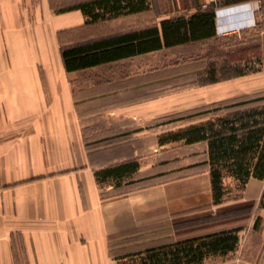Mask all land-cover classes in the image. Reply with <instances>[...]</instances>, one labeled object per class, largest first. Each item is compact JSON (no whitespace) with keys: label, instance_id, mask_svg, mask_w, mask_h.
Returning <instances> with one entry per match:
<instances>
[{"label":"crops","instance_id":"crops-1","mask_svg":"<svg viewBox=\"0 0 264 264\" xmlns=\"http://www.w3.org/2000/svg\"><path fill=\"white\" fill-rule=\"evenodd\" d=\"M84 1L0 0V264H118L120 257L178 240L172 225L180 209L178 188L142 181L147 136L159 148L169 144H160L162 131L146 125L204 108L206 117L179 130L225 113L211 115L210 106L264 96V0H218L211 6L214 35L208 39L67 71L62 47L210 7L207 0H170L169 9L153 18L150 3L147 11L88 24L80 10L64 11ZM229 38L239 45L260 42L259 71L162 91L163 73L185 65L193 73L205 71L206 61L196 56L201 47ZM183 55L189 61L175 63ZM165 57L175 62L164 65ZM131 126L138 128L130 133ZM118 134L122 139L106 147L93 144ZM190 145L204 146L208 172L206 142ZM131 160L138 169L119 185L96 179V171ZM208 186L211 198L209 173ZM263 195L264 180L251 178L242 200L257 204ZM255 218L238 225L233 252L204 264H264V209Z\"/></svg>","mask_w":264,"mask_h":264},{"label":"trees","instance_id":"trees-1","mask_svg":"<svg viewBox=\"0 0 264 264\" xmlns=\"http://www.w3.org/2000/svg\"><path fill=\"white\" fill-rule=\"evenodd\" d=\"M211 6L198 9L190 15L164 19L159 26L62 47L64 67L67 71H75L208 39L214 35L215 15ZM149 8L150 0H88L64 11L80 10L86 19L85 23L89 24L147 11ZM228 57L219 68L210 62L199 77L198 85L254 73L262 65L261 57H257L248 69L245 67L250 65V60L245 59L241 66L238 60L228 61ZM228 71L230 74L222 75ZM223 109L226 112L221 116L168 132L158 139L160 144L206 142L210 192L214 205H220L229 193L225 183L227 179H232L243 189L251 178L264 180V96L226 104ZM137 169L138 162L131 160L102 168L95 175L98 182L114 181L119 185ZM260 208L264 209V195L260 200ZM257 223L258 218L254 221V229ZM241 230L239 226L220 229L150 247L118 258V264H122L123 260H137L138 264H204L209 257L233 252L238 246Z\"/></svg>","mask_w":264,"mask_h":264},{"label":"rangeland","instance_id":"rangeland-1","mask_svg":"<svg viewBox=\"0 0 264 264\" xmlns=\"http://www.w3.org/2000/svg\"><path fill=\"white\" fill-rule=\"evenodd\" d=\"M150 3L152 8L148 12V16L152 18L170 7V0H150ZM240 43L242 42L234 38L211 40L201 47L200 53L196 56H200L206 61V67L210 62H214L219 68L227 55L230 56L227 58L228 61L238 60L241 66L245 59H247L246 61L250 60L251 63L245 67L246 69L248 66H253L252 62H255L257 57H261L262 62L260 42L248 40L243 42V45H239ZM189 58V56L183 55L175 62L174 58L165 57L164 65L174 62L185 64ZM189 68L188 65L179 66L175 71L163 73L162 91L166 93L170 90H179L193 82L198 85V79L204 70L193 73ZM228 74H230L229 71L222 75ZM216 108L217 106H210L211 115L226 112L223 108ZM203 109L202 107L195 108L164 117L160 122L146 125V129L162 131V134L158 136L159 139L160 136L168 132L177 131L175 128L179 126L206 117V113L201 114ZM136 128L138 127L131 126V129L127 130L132 133ZM120 139H122V134L100 137L93 144L102 148L106 147L108 143L117 142ZM146 141L147 151L141 157V175L144 176L142 181H146L147 186L153 185L154 182H162L173 184L178 188L180 209L177 218L172 219L173 228L177 227L178 230L176 235L178 240L238 225L246 227L248 222L255 218L258 208L261 209L260 201L256 204L253 201L242 200L243 188L237 186V183L232 179L225 181L229 193L223 202L220 205L213 204L212 198L209 196L208 172L204 162L203 145L188 146L183 144V141H179L159 148L154 142V137L147 136ZM133 182L131 181L129 184ZM191 202L194 203L193 207H191ZM165 232L164 234H166ZM171 239H174V235ZM122 264H138V261L123 260Z\"/></svg>","mask_w":264,"mask_h":264},{"label":"built area","instance_id":"built-area-1","mask_svg":"<svg viewBox=\"0 0 264 264\" xmlns=\"http://www.w3.org/2000/svg\"><path fill=\"white\" fill-rule=\"evenodd\" d=\"M208 4L216 5L218 3V0H207Z\"/></svg>","mask_w":264,"mask_h":264}]
</instances>
